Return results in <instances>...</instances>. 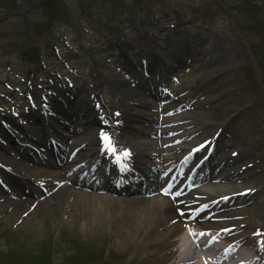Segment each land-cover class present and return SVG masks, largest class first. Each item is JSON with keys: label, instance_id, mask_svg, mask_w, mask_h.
I'll return each mask as SVG.
<instances>
[{"label": "rangeland", "instance_id": "rangeland-1", "mask_svg": "<svg viewBox=\"0 0 264 264\" xmlns=\"http://www.w3.org/2000/svg\"><path fill=\"white\" fill-rule=\"evenodd\" d=\"M38 2L21 0L25 8L23 14L0 15V252L16 249L13 253L20 254L19 264H33L49 254L52 255L50 263L64 264L66 256L74 253L73 248L101 256L92 247L97 245L104 249L100 258L114 260L117 256L124 260L123 264H171L172 261L185 264V260L182 262L172 254L174 245L165 250L164 239L159 243L151 241L147 232L150 226L147 229L143 226L141 233L139 230L137 234L133 232L132 220L137 218L138 212L133 206L125 210L120 202L136 196H119L103 186L91 190L85 185H74L67 178L70 162H85L90 154L100 158L97 151L101 145L99 133L102 132L100 136L109 135L111 147L130 150L131 168L138 166L139 169L142 163L148 171L157 170L152 172L154 177L159 181L166 180V186L173 176V166H177V170L182 167L173 188H177L195 166V163L190 166L191 163L198 159L218 165L224 163L211 180L196 186L214 192L210 197H215V205L222 199L238 202L226 218L227 227H233L230 236L235 237L249 229L254 240L246 246L240 245V250L246 258L253 257L254 264H264L263 112L260 115V111H264V96L255 97L244 89L250 64L243 46L248 45V37L241 23L246 6L233 11L234 21L219 11L221 9H216V3L209 4L208 0H159L161 5L155 7L167 15L166 20L161 14L141 13L132 17L120 16L98 30L85 20L78 22V30L71 24H57L53 27L55 40L48 42L49 36L45 33L35 35L40 26L44 31L48 29L41 9H37ZM95 2L89 0V3ZM64 3L70 12L79 11L78 0H64ZM2 6L18 9L14 0H0ZM97 7H93L94 14L100 9ZM199 7L210 8V13L200 16ZM177 13L180 18L174 19ZM261 17L264 18V13ZM51 43H56L58 52L49 50ZM30 47L37 48L44 59L48 56L44 66L33 69L25 62L21 54ZM183 50L181 62L177 55ZM161 57L165 62L162 63ZM62 60L68 62L62 63ZM150 61L158 66L170 65L169 72L174 78L171 84L159 87L160 92L164 90L167 95L161 100L159 96L154 100L153 95L146 93L136 82L147 81L146 89L150 92L152 87L145 78L146 70L142 72L140 68L141 63L146 66ZM173 61L175 65H171ZM129 69L137 73L139 80L130 75ZM256 80L260 81L258 77ZM43 86L47 88L42 89ZM120 86L124 89L116 88ZM65 87L76 95L71 101L60 94V89ZM40 89L51 101L45 113L47 125L44 127L27 114L29 111L38 113L36 109L31 110L34 107H30L29 98L34 96V90L39 98ZM132 89L140 93L142 101L131 92ZM254 90L261 94L259 88ZM54 93L59 99H52ZM82 96L93 100L96 109L90 105V111L82 110L83 105L78 113L76 105L82 103ZM214 107L222 112L223 122H212ZM242 112L246 119L240 118ZM96 116L105 119L103 123L96 122ZM181 118L182 121H177ZM4 121L7 122L6 129ZM14 122L22 125L23 131L15 128ZM73 129L75 131L71 133ZM154 130L162 132L171 141L165 145L153 141L157 137L151 136L150 131ZM170 131L174 133L168 135ZM15 140L23 144L19 145ZM40 140L43 143L51 140L65 149L74 150L69 151L68 158L58 165L49 166L45 162L43 168L34 162L41 149ZM202 142L206 147L203 145L187 163L186 155ZM22 151L29 157H23L25 152ZM205 152L209 156L204 155ZM160 162L164 165L158 167ZM91 165V161L85 163L84 168ZM232 167L240 171L239 175L230 173L234 171ZM37 171L42 176H38ZM91 172H100L102 181L111 175L105 164ZM44 173L48 176H43ZM232 177L234 180L230 179ZM61 185L74 187L94 199L72 206L48 203V200L46 212L37 213L31 202L40 198L43 201L47 188ZM18 199L29 201L23 206L14 203ZM194 224L192 215H185L183 229L180 227L169 236V241L178 240L180 252L184 251L183 237L191 242V234L187 236L186 233L196 228ZM63 229L70 235L62 238L64 236L59 232ZM198 231L193 238L196 241L202 240L201 229ZM255 245L260 247L258 252L254 251ZM230 256L226 257V262H230ZM233 256L243 264L239 254L233 252ZM11 264L15 263L12 261Z\"/></svg>", "mask_w": 264, "mask_h": 264}, {"label": "bare ground", "instance_id": "bare-ground-1", "mask_svg": "<svg viewBox=\"0 0 264 264\" xmlns=\"http://www.w3.org/2000/svg\"><path fill=\"white\" fill-rule=\"evenodd\" d=\"M215 46L216 45L212 47L214 51L217 49ZM208 51L210 50L208 49ZM184 54L185 51L183 50L182 53L177 55L178 58H180V60L182 59L181 62L183 61V58L181 56H183ZM176 60L179 61V59ZM175 64L176 63L173 61L171 65H175ZM170 69H171L170 65L158 66L157 63L151 61L147 63L145 77L151 83L152 88L150 89V92H154V93L148 92L146 89L147 81L143 79L139 80L137 73L133 72V70H139L138 68H133V70L129 69V72L132 77L139 80L136 82H138L140 85L143 86L142 88L146 90V93L153 94L155 96L153 97L154 100H156L158 96L159 99L161 100L163 98H166L167 95L164 92H160L159 87L171 81L170 79L166 78ZM159 79L162 80L161 83L158 82ZM119 83L125 85L123 81H120ZM116 88L118 90L124 89L123 86ZM131 92H134V95L138 96L141 99L140 93H137L134 89H132ZM60 94L63 95V99L69 101H71V99L76 96L75 94L72 93L67 95L65 92L62 91H60ZM142 100L143 99H141V101ZM81 101H82L81 104L76 105L77 108L76 111H78L79 113L83 105L84 108L82 110L85 109L86 111H90L89 99L86 98L85 96H82ZM144 104L148 105V103H144ZM102 119L103 118L98 119L97 116L95 117V120L98 123ZM182 120L183 119L181 118L180 120L177 121H182ZM173 133L174 131H170L168 132V135H171ZM150 134L156 137L159 136L157 140L162 144L171 141L169 137L161 136L162 132L160 131H150ZM159 150L161 152V149ZM195 155L196 152L189 153V155H187V157L184 160L188 163ZM65 156H67L68 158V153H65L61 159L65 160ZM101 161L103 163L110 162L109 164L111 165L113 163L112 160L108 159L106 154L101 156ZM194 163L195 164L199 163V164L196 167L195 166L191 167L186 183L183 186H179L180 187L179 189L175 188L174 189L175 192L173 194L168 193L163 195L159 193L162 184L165 183L166 180L159 181L154 177L153 185H150V187L148 189H145L143 192L138 193L141 194V196L139 197L136 196V198H128L125 201L120 202L121 205L124 206L125 210L127 209L129 210L133 206L135 212L136 213L138 212V216H136L137 218L136 219L134 218L135 220H132L131 228L133 232L137 234L139 230V233H141L143 230V226H145V229H147L148 226H150L147 232L150 236V239H153L151 241H154L155 243H159L164 239L166 246L163 247V249L165 250L167 248H170L172 245H174L175 247H173V250H171L172 254L175 257H178V259L182 262L183 260H185V264H205V260H204L205 253L212 250L217 252L215 253V260L216 261L220 260L219 263L221 262L225 263L226 257L230 256L232 253L230 259L228 258V261H230V264H237V261L233 259L234 257L233 252H234L235 254L237 255L239 254L242 257V260L244 261L243 264H254L255 259L253 257L246 258L243 252L240 250L242 249L240 245L246 246L247 242L254 240V237H252L249 234L250 230L248 229L242 234L241 233L236 234L234 237L233 235L230 236V233L233 231V227H227L229 224L226 223L227 221L226 218L229 216L231 209L239 205L238 202L235 203L233 201H230L229 199L226 200L222 199L217 201L219 203L218 205H215L216 204V203L214 204V202H216V200L214 199L215 197L212 198L210 197L211 194L214 192L203 190L201 188L194 186L195 184H202L205 183L207 180H211L215 175L217 168L222 167V164L224 163L218 165V164H213L206 159L204 160L198 159V161L191 163L190 166H193ZM55 164L56 163L50 162L49 166H53ZM162 165H164V162L158 163V167H161ZM73 167L77 169L75 165H73ZM232 168L234 171L230 173L233 176L239 175L240 171L237 172L235 167ZM50 171H48L49 175H51ZM36 173L39 174L38 176H42L40 172H36ZM177 174H178V170H177ZM43 176L47 177L48 175L44 173ZM234 178L235 177H232L230 179L234 180ZM215 187H219V186H215ZM165 190L167 191L168 189ZM142 193L145 194L154 193V194L150 196H144ZM42 197L45 198L43 201H41L40 198L37 201L31 202V206L34 207L37 213L46 212L45 203L48 200H50L48 203L53 201L54 203H59L61 205L68 204L72 206V205H77L78 203H85V204L90 203L91 199H94L91 198L90 195H85L83 194L82 191L75 190L74 187H70L68 185L49 187L47 188V190L45 191ZM28 201L29 200L26 199L24 200L18 199L17 201H14V203L16 202L22 203L23 206H25L28 203ZM189 214H191L192 216L194 215V221H195L194 227L196 228L193 227L194 229L190 230L189 232V234H191V238H190L191 242H189L185 237H183L182 246L184 251L180 252L179 245L177 244L178 240L169 241L168 238L170 235H173L174 233L179 231L180 227H182L183 229L185 215L187 216ZM202 220H205L206 222L203 223L201 222ZM207 222H209V224H206ZM200 229L203 238L201 242H197L196 239L193 238L199 234L198 230ZM236 237L242 238L243 241L241 242ZM228 240L231 241L227 242ZM193 242L196 244L195 247H193ZM225 242H227V244H225ZM259 250L260 247L257 248V245H255L254 251L258 252ZM171 264H177V263L175 261H172Z\"/></svg>", "mask_w": 264, "mask_h": 264}, {"label": "trees", "instance_id": "trees-1", "mask_svg": "<svg viewBox=\"0 0 264 264\" xmlns=\"http://www.w3.org/2000/svg\"><path fill=\"white\" fill-rule=\"evenodd\" d=\"M79 1V11L75 13L70 12L69 9L65 8L64 0H39L37 4V9H41V14L44 17L45 28L47 31H44L41 26L36 28L35 35H43L44 33L49 36L46 40L53 39L54 30L57 24H71L75 26L78 30V22L81 20L87 21L89 24L101 28L102 26L105 27L106 23H110L112 20L120 16H129L132 17L136 14H145V15H156L161 14L164 16L163 19H167V15L162 12L159 8L155 7V5L160 4L159 0H96L95 5L93 3H89V0H78ZM209 4L216 3L215 8L222 13L228 14L230 20H234L231 14H235L233 11L237 12L243 9L242 5H245L244 17L241 21L244 33L248 37V47L246 44H243L244 48L247 51H244L246 55V61L249 62L248 64V71L246 73L247 81H244V89L249 91L250 94L254 95L255 97H263L264 93V18L261 17V14L264 13V2L261 0H208ZM254 2V3H252ZM253 5V6H252ZM98 6L100 8L97 13H93V7ZM254 7V8H253ZM200 8V16L208 15L210 13V8L208 7H199ZM214 8V9H215ZM256 9V10H255ZM157 10V11H156ZM161 12V13H160ZM232 12V13H231ZM237 15V14H236ZM180 18V13L174 17ZM177 23L179 20H175ZM235 21V20H234ZM80 33V31H78ZM245 41V40H244ZM250 55H249V54ZM253 54H255L253 56ZM28 60L35 62L38 57V49L35 47H30L26 51H23L21 54ZM259 78L260 81L257 82L256 78ZM260 89V95L257 90ZM249 89V90H248ZM243 103V101H242ZM260 103V100H259ZM258 103L259 107L261 106ZM216 108V107H215ZM219 108H216L212 111L215 119H222L220 118L222 112L217 111ZM264 116V111H260V115ZM245 113L242 112L241 118H244ZM247 117V116H246ZM245 117V118H246ZM263 118V117H262ZM264 128V124H263ZM60 236L70 235L66 232V230H61L59 232ZM95 249L94 251L100 252L101 256L104 253V249L100 246L92 245ZM14 248L8 249L6 252H0V264H11L12 261L15 264H19L17 261L19 260V255L17 253H13ZM12 251V253H11ZM73 252L70 255L66 256V262L64 264H115L123 259H116L112 258H100V255L94 256L93 251H88L87 253H83L79 250H75L73 248ZM21 258V257H20ZM52 255L49 254L48 256H44L41 259L36 260L33 264H52L50 260ZM16 259V260H15Z\"/></svg>", "mask_w": 264, "mask_h": 264}, {"label": "water", "instance_id": "water-1", "mask_svg": "<svg viewBox=\"0 0 264 264\" xmlns=\"http://www.w3.org/2000/svg\"><path fill=\"white\" fill-rule=\"evenodd\" d=\"M20 1L21 0H15L16 5L20 8L19 10L0 8V13L2 14H22L23 12H25V8L23 7Z\"/></svg>", "mask_w": 264, "mask_h": 264}, {"label": "snow or ice", "instance_id": "snow-or-ice-1", "mask_svg": "<svg viewBox=\"0 0 264 264\" xmlns=\"http://www.w3.org/2000/svg\"><path fill=\"white\" fill-rule=\"evenodd\" d=\"M103 139L108 140L109 138L107 136H103ZM124 155L127 156L128 154L125 153Z\"/></svg>", "mask_w": 264, "mask_h": 264}]
</instances>
